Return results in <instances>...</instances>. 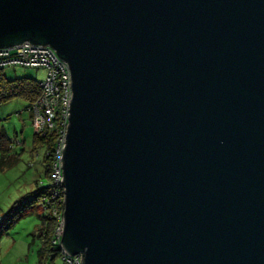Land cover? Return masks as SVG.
<instances>
[{"label":"water","instance_id":"obj_1","mask_svg":"<svg viewBox=\"0 0 264 264\" xmlns=\"http://www.w3.org/2000/svg\"><path fill=\"white\" fill-rule=\"evenodd\" d=\"M25 42L72 72L65 252L264 264V0H0Z\"/></svg>","mask_w":264,"mask_h":264},{"label":"rangeland","instance_id":"obj_2","mask_svg":"<svg viewBox=\"0 0 264 264\" xmlns=\"http://www.w3.org/2000/svg\"><path fill=\"white\" fill-rule=\"evenodd\" d=\"M3 72L9 79L26 76L42 81L46 77V69L42 67L14 66L5 68ZM34 129L32 111L25 99L14 98L0 106V133L6 130L16 141L17 138L25 141L17 150L25 148L20 159L11 166H0V214L4 216L0 223V264H38L41 240L34 233L41 223L43 205L36 202L32 207L27 206L24 214L17 212L14 217L7 216L12 215L17 210L15 205L34 190L39 171L43 169L38 153L34 152L32 156L30 152ZM43 180L48 182L45 177ZM48 264L68 263L58 257Z\"/></svg>","mask_w":264,"mask_h":264},{"label":"built area","instance_id":"obj_3","mask_svg":"<svg viewBox=\"0 0 264 264\" xmlns=\"http://www.w3.org/2000/svg\"><path fill=\"white\" fill-rule=\"evenodd\" d=\"M12 66L45 68L46 77L41 81L42 94L30 107L36 133L58 131L51 174L52 199L63 201V209L58 213L60 219L56 229L55 243L61 246L64 231L65 187L63 184V152L70 126L73 100V79L69 63L62 59L50 45L25 42L21 45L0 48V69ZM47 208V206H46ZM48 209V208H47ZM3 215L0 214V222ZM63 259L68 264H82V254L70 255L63 250Z\"/></svg>","mask_w":264,"mask_h":264},{"label":"trees","instance_id":"obj_4","mask_svg":"<svg viewBox=\"0 0 264 264\" xmlns=\"http://www.w3.org/2000/svg\"><path fill=\"white\" fill-rule=\"evenodd\" d=\"M5 68L0 69V106L11 99L22 98L29 103L30 108L32 103L36 101L42 94L41 81L26 76L9 79L3 72ZM57 138V130H53L45 134L36 133L34 131L33 142L31 146L32 149L30 152L32 156H34V152L38 153L37 155L40 157L39 162L42 164L43 169L42 171H39L40 175L38 180H36V186L34 190H32L23 201L20 200L17 203V206L15 205L17 210L14 211L12 215H7L9 217H14L17 212L24 214L27 212V206L32 207V205L36 202L43 205L44 213L40 215L41 223L38 224L34 233L35 236L41 240V246L38 251V264H48V261L54 262L58 257L63 258V249L59 243H55L54 241L56 237V229L60 221L58 217L59 212L54 213V210H62L63 201L59 200V198H56L55 200L52 199L53 194L51 193L50 187L54 159L53 156L57 145ZM15 139L9 136L6 130L1 131L0 166H11L16 160L18 161L20 159L19 156L21 152L25 150V148H21V151L17 150L19 149L18 147L25 144V141H19L18 138L16 141ZM44 177L48 180L47 183L44 182ZM18 207L20 208L18 209Z\"/></svg>","mask_w":264,"mask_h":264}]
</instances>
